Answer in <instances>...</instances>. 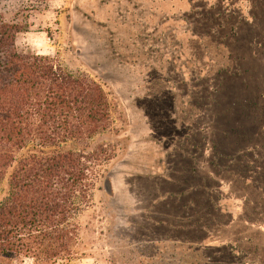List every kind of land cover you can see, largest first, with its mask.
<instances>
[{
	"label": "rangeland",
	"instance_id": "374dc122",
	"mask_svg": "<svg viewBox=\"0 0 264 264\" xmlns=\"http://www.w3.org/2000/svg\"><path fill=\"white\" fill-rule=\"evenodd\" d=\"M0 14L26 26L18 49L89 75L111 110L65 146L113 155L56 264H264V0H0Z\"/></svg>",
	"mask_w": 264,
	"mask_h": 264
},
{
	"label": "trees",
	"instance_id": "16d2710c",
	"mask_svg": "<svg viewBox=\"0 0 264 264\" xmlns=\"http://www.w3.org/2000/svg\"><path fill=\"white\" fill-rule=\"evenodd\" d=\"M25 25L0 14V264H56L75 254V219L93 199L108 146L85 144L110 127L100 84L48 55L18 49Z\"/></svg>",
	"mask_w": 264,
	"mask_h": 264
}]
</instances>
